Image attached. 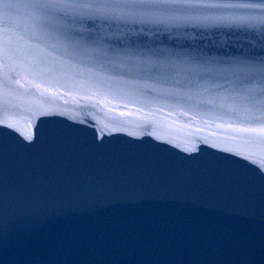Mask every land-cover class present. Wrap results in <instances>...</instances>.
Wrapping results in <instances>:
<instances>
[{
  "label": "water",
  "instance_id": "water-1",
  "mask_svg": "<svg viewBox=\"0 0 264 264\" xmlns=\"http://www.w3.org/2000/svg\"><path fill=\"white\" fill-rule=\"evenodd\" d=\"M0 264H264V0H0Z\"/></svg>",
  "mask_w": 264,
  "mask_h": 264
}]
</instances>
